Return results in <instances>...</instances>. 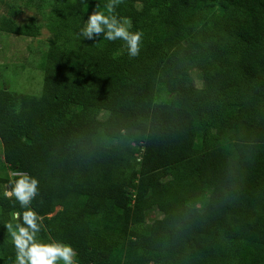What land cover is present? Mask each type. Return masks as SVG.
<instances>
[{
  "label": "trees",
  "instance_id": "obj_1",
  "mask_svg": "<svg viewBox=\"0 0 264 264\" xmlns=\"http://www.w3.org/2000/svg\"><path fill=\"white\" fill-rule=\"evenodd\" d=\"M128 1L136 57L78 35L108 0L25 1L51 37L41 94L0 88V264L22 211L3 192L23 174L39 180V239L57 232L77 264H264V0H121L118 19ZM40 28L0 17L10 34Z\"/></svg>",
  "mask_w": 264,
  "mask_h": 264
},
{
  "label": "clouds",
  "instance_id": "obj_2",
  "mask_svg": "<svg viewBox=\"0 0 264 264\" xmlns=\"http://www.w3.org/2000/svg\"><path fill=\"white\" fill-rule=\"evenodd\" d=\"M121 0H108L104 10L93 11L79 28V36L91 38L93 33H103V39L123 40L127 45V55L136 57L140 52L143 33L130 31L123 18L118 19L115 9ZM39 193V180L29 174L20 175L8 182L3 196L14 198L19 209L12 213L15 224H4L11 236L15 249V264H77V253L72 245L63 242H42L39 234L42 231V218L31 207Z\"/></svg>",
  "mask_w": 264,
  "mask_h": 264
},
{
  "label": "rangeland",
  "instance_id": "obj_3",
  "mask_svg": "<svg viewBox=\"0 0 264 264\" xmlns=\"http://www.w3.org/2000/svg\"><path fill=\"white\" fill-rule=\"evenodd\" d=\"M25 1L0 0V17L10 16L18 24L35 21L37 25H41L40 34L34 37L10 34L0 30V88L5 87L17 94L40 95L44 78L40 58L47 48V40L51 37V32L46 26V18L42 11L34 6H27ZM137 8L138 4L133 1L125 3V11L121 13V18L125 20L126 27L130 24L129 18ZM78 10V6H73L70 12L74 13ZM193 75L199 84V72L194 70ZM12 174L4 161L0 141V176H12ZM162 214L160 208L154 207L147 211L146 220L151 222L162 217ZM51 238L54 242H61L57 232H53Z\"/></svg>",
  "mask_w": 264,
  "mask_h": 264
}]
</instances>
